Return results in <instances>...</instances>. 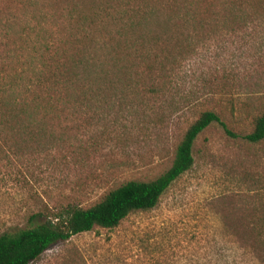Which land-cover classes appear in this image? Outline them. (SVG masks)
I'll list each match as a JSON object with an SVG mask.
<instances>
[{
    "label": "rangeland",
    "instance_id": "rangeland-1",
    "mask_svg": "<svg viewBox=\"0 0 264 264\" xmlns=\"http://www.w3.org/2000/svg\"><path fill=\"white\" fill-rule=\"evenodd\" d=\"M24 1L0 0V70L31 53L33 8ZM38 1L49 14L63 3ZM192 1L188 22L174 1L150 0L157 16L130 37L136 46L114 50L105 66L98 57L92 92L74 91L71 104L38 123V136L0 140V234L158 177L204 111L236 137L210 125L196 140L193 168L156 208L74 235L31 264H264V139L242 138L264 113V0H236V16Z\"/></svg>",
    "mask_w": 264,
    "mask_h": 264
},
{
    "label": "trees",
    "instance_id": "trees-1",
    "mask_svg": "<svg viewBox=\"0 0 264 264\" xmlns=\"http://www.w3.org/2000/svg\"><path fill=\"white\" fill-rule=\"evenodd\" d=\"M149 1L63 0L59 12L49 14L38 7V0H25L24 4L33 8L31 53L26 62L20 60L18 67L0 70V140L9 145L38 136V123L51 111L71 104L68 98L74 91L92 92L93 81L100 77L98 57L105 59L100 64L105 66L114 50L136 46L138 40L130 37L157 16V8L151 7ZM166 1L172 5L174 1L178 11L191 21L197 9L192 0ZM220 2V6H215L211 0L205 12L217 7L235 16L240 12V1ZM40 113L45 114L41 119L37 117ZM214 123L236 137L216 112H202L185 131L173 162L164 173L147 181H127L87 207L67 205L32 215L25 227L0 234V264H31L50 247L74 235L97 227L114 229L131 214L156 208L171 186L193 168L196 140ZM242 138L250 143L264 139V113L254 119L253 130Z\"/></svg>",
    "mask_w": 264,
    "mask_h": 264
}]
</instances>
